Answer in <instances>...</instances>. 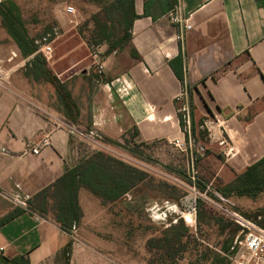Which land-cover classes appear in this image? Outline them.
I'll use <instances>...</instances> for the list:
<instances>
[{
    "label": "crops",
    "instance_id": "crops-1",
    "mask_svg": "<svg viewBox=\"0 0 264 264\" xmlns=\"http://www.w3.org/2000/svg\"><path fill=\"white\" fill-rule=\"evenodd\" d=\"M14 1L20 6L19 0ZM165 1L135 0L137 18L129 46L113 50L117 51L114 56L107 44H99L110 56L102 77L96 76L90 55L62 72L54 70L78 108L77 124L51 106L56 95L51 99L32 88L30 82H35L24 75L29 59L22 58L3 33L2 54L12 80L0 93V221L17 209L5 201L3 193L28 201L78 164V139L70 127H89L109 143H119L131 133L136 143L184 140L179 115L183 102L177 99L184 88L191 93L196 112L207 117L211 153L202 157L204 173L209 168L213 179L227 184L264 161V0H184L185 16L192 27L183 42L176 39L180 28L168 18L176 0ZM86 7L92 29L91 17L101 6L86 3ZM67 21L59 20V24L65 28ZM12 50L19 58L9 61ZM87 59L82 75L68 74ZM225 67L223 74L216 75ZM177 72L183 74V80ZM47 132L52 134L51 146L39 154L29 152ZM125 196L103 204L99 197L80 189L82 225L102 216L119 228L125 213L114 207ZM261 196L264 206V192ZM90 198L94 208L100 205L107 214L91 216L90 207L86 209L83 203ZM22 210L0 225V255H28L31 264H58L60 257L65 261L70 255L69 264L121 263L119 257L111 258L98 249L100 231L86 236L87 240L79 232L78 241L72 242L53 216ZM70 248L71 252L65 251Z\"/></svg>",
    "mask_w": 264,
    "mask_h": 264
},
{
    "label": "rangeland",
    "instance_id": "rangeland-1",
    "mask_svg": "<svg viewBox=\"0 0 264 264\" xmlns=\"http://www.w3.org/2000/svg\"><path fill=\"white\" fill-rule=\"evenodd\" d=\"M96 2L98 0H19L26 27L32 38L40 37L52 26H58L63 33V36L55 44L53 59L47 63L48 69L54 76H56L54 70L62 72L78 60H83L87 55H90L92 59V47L97 45L94 43L88 45L85 42L88 50L82 44L81 38L84 40V37H91L90 18L87 17L86 3L94 4ZM68 5L75 7L74 15L65 13V7ZM59 20H68L67 26L65 25L63 28L59 24ZM74 21H78V24L75 25ZM3 33L6 31L2 28L0 21V65L8 73V61L4 59L5 55L2 54L1 44L6 41ZM89 61L87 59L82 66H74L68 74L77 73L76 77L82 75L80 70L88 67ZM57 79L60 81L58 77ZM8 80L11 82V74L8 76ZM34 82L30 83L39 95L42 94L51 97V99H54L53 94L57 96L54 85L46 81ZM51 106L59 109L62 113V110L65 109L61 106L58 96L55 101L52 100ZM206 119L207 117L200 116L196 112L195 107V132L192 133V123H190V129L191 137L198 146L210 144L208 127L205 124ZM67 120L70 122L69 118ZM208 120L211 122V119L208 118ZM183 133L187 137L185 129ZM73 135L78 139V162L95 152H102L145 172L149 178L126 194L124 199L114 207L125 213L123 219L120 220L121 226L119 228L110 221H103L102 216L97 222L83 226L82 217L77 226L78 229L81 227L80 231L77 232L73 229L69 233L72 242L78 241L77 233L79 232L87 240V237L95 231H100L99 235L102 237L98 239V242H101L98 249L111 258L117 259L119 257L120 264H231L238 251V244L235 246V243L241 239V228L222 214L219 209L208 205L201 199L197 200L196 212L192 215L182 205L183 199L190 192L188 189L190 184L188 177L190 157L187 153L180 151L173 143L166 141L136 143L133 140L134 133L123 137L119 142L120 147L107 142L89 127H84ZM201 159L202 157L199 156L198 161ZM205 169V175L200 173L201 183L209 182L210 177L212 185L208 186L216 191L214 188L219 186V183L217 179H213L214 173L209 168ZM203 176L207 182L204 181ZM197 190L199 189L197 188ZM261 194L255 197L245 196L227 199L230 200L233 209L245 219L264 228V206ZM211 197H213L212 194ZM5 201L15 208L22 209L13 201L7 199ZM83 203L86 209L90 207L88 212L91 216L106 213L101 212L102 207L100 205L94 208L92 199ZM94 209H98V211ZM188 217L193 220V223ZM180 219L188 229L187 237H184L180 244L173 243L169 249L163 248L162 244L159 245V248L157 243H154L157 247H149L148 242L150 240L162 238V232L169 229L171 225L177 224ZM65 251L71 252V248ZM60 258L62 259H59L58 264H65L63 256ZM66 258L68 257L66 256ZM69 258L71 259V255Z\"/></svg>",
    "mask_w": 264,
    "mask_h": 264
},
{
    "label": "trees",
    "instance_id": "trees-1",
    "mask_svg": "<svg viewBox=\"0 0 264 264\" xmlns=\"http://www.w3.org/2000/svg\"><path fill=\"white\" fill-rule=\"evenodd\" d=\"M170 1L166 0L165 3H170ZM96 3L101 6V11L91 17L93 24L90 31L91 37H84V41L88 45L105 43L109 46L110 52L125 49L130 44L132 24L137 18L135 0H98ZM174 5L175 3L170 8L172 9ZM0 21L2 28L14 42L22 58L29 59L24 71L25 77L34 81H46L54 85L60 104L65 107V109L62 108L63 113L74 124H77L79 111L75 102L71 99L65 85L48 69L46 60L37 53V48L33 42L34 38L28 32L22 10L14 0L0 2ZM135 57L138 59L137 55ZM226 70L225 67L218 71L216 75H221ZM177 76L180 80H183L181 72H177ZM189 107L192 133H194L195 106L191 99V93H189ZM180 123L184 130L185 123L182 117H180ZM110 142L121 146L117 142ZM204 147L205 153L201 157H206L211 153L207 145ZM202 159L196 163L198 172L196 186L201 192L205 191L208 185H212L210 177L209 182H207L203 176L204 181L207 183H201L200 173L205 175L202 169ZM148 178L149 176L145 172L121 160L102 152H95L84 157L74 168L66 170L54 184L28 200V210L41 216L51 214L63 231L71 233L83 217L78 202L80 189H85L99 197L103 204H109L121 199ZM216 179L219 186H215L214 189L226 198L255 197L264 192V161L247 168L243 173L237 175L231 183L226 184L220 178ZM23 212L22 209H15L12 214L0 221V225L16 218ZM187 233L188 229L180 219L177 224L171 225L169 229L162 232V238L150 240L148 245L150 248L157 246L160 248L159 245L162 244L163 248L169 249L173 243L180 244L183 238L187 237ZM154 243L158 245L156 246ZM64 258L65 264H69V258ZM0 264L31 263L28 255H20L14 258L0 255Z\"/></svg>",
    "mask_w": 264,
    "mask_h": 264
},
{
    "label": "built area",
    "instance_id": "built-area-1",
    "mask_svg": "<svg viewBox=\"0 0 264 264\" xmlns=\"http://www.w3.org/2000/svg\"><path fill=\"white\" fill-rule=\"evenodd\" d=\"M2 2V1H0ZM186 4L184 0H176L174 7L169 13V21L172 24L178 25L180 28L179 33L176 35V39L180 42L184 41L185 34L191 30V24L185 16ZM76 12L75 7L68 5L65 7V13L68 15H74ZM63 36L61 29L58 26H52V28L43 33L40 37L34 38L33 42L37 48V53L40 54L47 63H49L54 57V49L56 42ZM117 51L111 52V55H116ZM91 57L93 59V65L95 74L97 77H102L110 58L109 55H105L100 45L93 46L91 51ZM19 58L17 51H10L9 61H13ZM9 74L4 71L0 65V93L5 89ZM178 100L183 104L179 109V115L182 117L185 123V132L187 137L184 140H175L172 143L182 152L187 153L190 157V166L188 177L190 184L188 185L189 194L186 196L182 205H184L186 211L192 215L196 212V202L198 199L205 201L208 205L219 209L222 214L229 218L234 224L238 225L240 230L241 239L236 241L238 251L232 259L231 264H264V228L259 227L253 221L245 219L240 213L235 211L230 205V200L222 196L220 193L213 191L208 186L205 191L201 192L197 190L196 182L198 179V172L196 163L199 156H203L205 153L204 146H198L194 139L191 137L190 129V107L188 99V91L184 88L179 94ZM72 134L78 133V128L70 127ZM52 134L50 132L45 133L42 139L34 145L29 152L33 154H39L43 149L51 146ZM211 194L213 197H211ZM2 196L14 203L18 204L22 209H28L26 200L20 199L17 195L2 194Z\"/></svg>",
    "mask_w": 264,
    "mask_h": 264
},
{
    "label": "bare ground",
    "instance_id": "bare-ground-1",
    "mask_svg": "<svg viewBox=\"0 0 264 264\" xmlns=\"http://www.w3.org/2000/svg\"><path fill=\"white\" fill-rule=\"evenodd\" d=\"M191 221H192V223H193V220L190 218V217H188Z\"/></svg>",
    "mask_w": 264,
    "mask_h": 264
}]
</instances>
